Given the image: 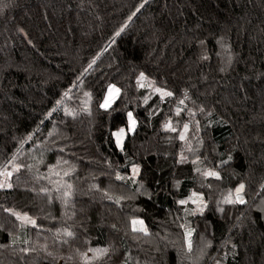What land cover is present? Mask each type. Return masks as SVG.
Segmentation results:
<instances>
[{"label": "trees", "instance_id": "obj_1", "mask_svg": "<svg viewBox=\"0 0 264 264\" xmlns=\"http://www.w3.org/2000/svg\"><path fill=\"white\" fill-rule=\"evenodd\" d=\"M13 167L0 264H264V0H0Z\"/></svg>", "mask_w": 264, "mask_h": 264}, {"label": "rangeland", "instance_id": "obj_2", "mask_svg": "<svg viewBox=\"0 0 264 264\" xmlns=\"http://www.w3.org/2000/svg\"><path fill=\"white\" fill-rule=\"evenodd\" d=\"M117 90H118V88L115 85H110V87L108 88L106 95L103 99V102H102L103 108L107 109L113 104V102L115 101V99L118 95V92H119V90L118 91ZM107 101H110V104H108V106H104ZM134 127H135V119H134L132 114H129L128 126L120 128L119 130H117L114 133L116 144L120 149L123 146V142H124V139H125L127 133L133 132ZM14 169H15V167L11 168V170H5V171L0 173V188L9 187V179H10ZM136 172H137V170H136V168H134L133 173L136 174ZM6 173H10V175H7ZM121 196L127 200H132L135 197V195L133 193L129 192V190H123L121 193ZM257 207H258L259 211L262 213L263 218H264V198L260 199ZM134 221H136L137 223L134 224L133 223ZM19 222H20V225L22 227H24L25 225H28L29 223L32 224L30 222L29 218L26 216H21L19 218ZM139 222H142V224ZM131 228L133 230H136V231L141 230V229L145 230V225H144L142 220L136 218V219L131 220ZM200 252H202L201 254L204 255V252H206V246H204V248H202V250L199 249L198 253H200Z\"/></svg>", "mask_w": 264, "mask_h": 264}, {"label": "snow or ice", "instance_id": "obj_3", "mask_svg": "<svg viewBox=\"0 0 264 264\" xmlns=\"http://www.w3.org/2000/svg\"><path fill=\"white\" fill-rule=\"evenodd\" d=\"M118 91V90H117ZM167 95H171V93H167ZM108 104H110V101H107L106 104L104 106H108ZM7 175H10V173H6ZM210 175H215V173H210ZM243 186H241L242 188ZM134 224L137 223L136 221L133 222ZM142 224V222H139ZM142 230V229H141ZM190 246V245H189Z\"/></svg>", "mask_w": 264, "mask_h": 264}]
</instances>
